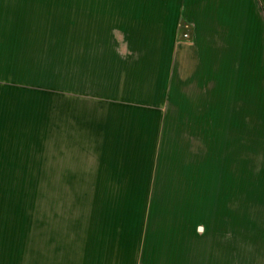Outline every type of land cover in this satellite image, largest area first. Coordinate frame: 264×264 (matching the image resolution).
Returning a JSON list of instances; mask_svg holds the SVG:
<instances>
[{"label": "rangeland", "instance_id": "rangeland-1", "mask_svg": "<svg viewBox=\"0 0 264 264\" xmlns=\"http://www.w3.org/2000/svg\"><path fill=\"white\" fill-rule=\"evenodd\" d=\"M153 1L0 0V264H92L114 227L124 234L141 225L149 201L152 240L181 222L188 264L189 228L219 227L222 205L233 219L237 201L245 203L238 195L264 179V107L221 106L220 86L211 107L171 91L178 104L165 122L149 112L153 121L138 122L140 109L92 100L110 86L147 95L148 86L124 81L170 45L155 43L157 27L140 17ZM189 40L192 26L180 20L171 45L187 51ZM218 45V56L228 46L229 86H264V43L243 81L236 44ZM170 67L175 76L177 62ZM153 242L146 259L163 263L171 244L158 245L166 253L157 261Z\"/></svg>", "mask_w": 264, "mask_h": 264}, {"label": "crops", "instance_id": "crops-1", "mask_svg": "<svg viewBox=\"0 0 264 264\" xmlns=\"http://www.w3.org/2000/svg\"><path fill=\"white\" fill-rule=\"evenodd\" d=\"M141 10L143 11L141 19L145 21L146 18L152 21L151 26L155 25L161 36L156 42L155 39L150 41L170 43L167 49L164 48L161 54L158 53L156 62L153 60L147 69L136 70L137 73H126L125 84L148 86L145 101L144 98L140 100L130 96L122 86L106 88L109 94L106 97L101 94L97 97L93 96V101L98 100L109 109H140L135 120L138 122L153 121L145 117V113L148 112L152 115L151 117L156 115L155 121L165 122L162 118L166 117V108L172 106L170 103L174 101V97H170L171 91L179 97L186 95L189 100H195L196 104L203 101L204 105L211 107L213 86H220L221 106H241L240 108L243 109L264 107V86H241V84L229 86L228 46H226V52L223 47H220L221 51L219 56L217 55L218 44L235 43L236 79L238 78L239 81L241 77L243 81L246 63L251 70H255V60L261 57L260 45L264 43V0H154L147 4L143 2ZM180 20H186L192 26V40H189L187 44V51H176L174 45H171L175 42L176 26ZM160 28H167L166 33L162 34L163 31ZM157 50L160 52L161 48L157 47ZM217 59L220 64L218 69L216 68ZM174 62H177L175 76L170 67ZM250 74L252 73H248L250 78L255 77ZM214 75L219 78L218 85ZM128 76L132 79L127 78ZM183 86H189V91ZM168 100L169 103H167ZM177 104L174 102L173 106ZM208 117L205 121L212 122V115ZM252 186L254 189L248 190L245 195H238V198H244L245 203L237 201L235 215L231 217L233 219L230 220L228 205L226 208L222 205L219 227L209 228L200 225L197 228L200 233H204L203 237L198 235L196 225L192 231L189 228L188 243H186L188 264H264V179L254 180ZM152 208V202L149 201L139 227H127L124 234L118 233L119 230L114 227L112 230L117 233L109 234L112 236L110 238L112 243L107 245L105 254L101 255L102 259H97L92 264H181L184 262L185 253L182 254V252L186 245L181 247L185 242L181 222L177 221L173 229L161 227L156 240H152L153 227L150 224L156 215ZM133 231H139L138 237L135 234V241L137 240L135 245ZM116 235L124 236L123 245L122 239L118 240L115 238ZM152 241L157 245L159 252L157 258L152 255L153 260L158 259L157 261H160L166 253V248H159L158 245L171 244L163 263H150L146 259L148 245Z\"/></svg>", "mask_w": 264, "mask_h": 264}, {"label": "built area", "instance_id": "built-area-1", "mask_svg": "<svg viewBox=\"0 0 264 264\" xmlns=\"http://www.w3.org/2000/svg\"><path fill=\"white\" fill-rule=\"evenodd\" d=\"M188 27L189 26H187V28ZM182 36L184 39H189L191 37L190 31L188 30V31L184 32V29H183V35Z\"/></svg>", "mask_w": 264, "mask_h": 264}]
</instances>
